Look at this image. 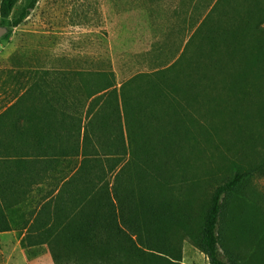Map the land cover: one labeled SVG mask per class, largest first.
I'll use <instances>...</instances> for the list:
<instances>
[{
    "label": "rangeland",
    "instance_id": "374dc122",
    "mask_svg": "<svg viewBox=\"0 0 264 264\" xmlns=\"http://www.w3.org/2000/svg\"><path fill=\"white\" fill-rule=\"evenodd\" d=\"M31 2L14 27L13 16ZM215 2L18 0L11 16L0 18V143L2 136L8 141L9 120L40 99L38 93L52 96L67 83L86 88L72 95L86 101L101 71L112 72L117 90L123 87L129 102L145 110L121 119L123 137L128 125L136 142L144 135L147 151L137 162L128 148L114 154L116 184L143 196L149 245L165 255L150 252L142 260L114 244L103 255L60 264H208L184 230L167 220L187 216L197 230L215 188L237 171L252 173L224 202L219 251L226 262L264 264V170L255 171L264 163V69L248 66L255 42L245 41L224 59L209 56L205 42L214 28L231 22L242 28L246 8L258 0H221L213 11ZM18 100L10 116L1 114ZM107 115L103 143L119 134ZM34 195L24 198L21 212L37 208ZM20 234H0V264H53L46 245L21 244Z\"/></svg>",
    "mask_w": 264,
    "mask_h": 264
},
{
    "label": "trees",
    "instance_id": "16d2710c",
    "mask_svg": "<svg viewBox=\"0 0 264 264\" xmlns=\"http://www.w3.org/2000/svg\"><path fill=\"white\" fill-rule=\"evenodd\" d=\"M17 1H0L1 19L11 16ZM220 2H215L213 11ZM33 6L31 2L14 15L12 25H19ZM245 16L242 28L236 22L225 21L228 27L214 28L213 34L205 38L208 54L224 59V53L232 55L245 41L255 42L256 51L248 66L264 69V0L248 6ZM95 75L99 81L93 91L85 94L86 101L72 98L74 90L86 93V88L79 85L71 89L66 83L49 97L39 87H33L32 91L40 92V99L36 97L25 111L11 118L5 130L8 141L0 154V233L25 232L24 236L20 234L21 244L28 239V245H46L53 264L72 257L103 255L114 244L142 260L150 252L165 255L164 250L157 251L149 245L151 223L144 220L147 207L143 196L116 184L120 170L115 168L114 154L119 150L124 154L128 148L137 162L145 160L147 151L144 135L136 142L128 125L126 139L123 137L121 119L128 121L129 116L145 110L138 102H129L123 87L117 90L112 72ZM244 81L246 74L239 77V83ZM20 101L11 103L1 114L10 116ZM105 113L117 123L119 134L115 142H100ZM20 144L27 147L26 152L19 150ZM100 160L106 161V165L97 164ZM259 170H264V163L255 169ZM251 173L234 172L215 188L197 230L190 228L187 216L175 215L167 220L168 226L179 225L184 230L208 264H233L224 261L219 251L224 202ZM41 191L43 194L39 195ZM33 194L37 208L21 212L24 198Z\"/></svg>",
    "mask_w": 264,
    "mask_h": 264
},
{
    "label": "crops",
    "instance_id": "0c3cea01",
    "mask_svg": "<svg viewBox=\"0 0 264 264\" xmlns=\"http://www.w3.org/2000/svg\"><path fill=\"white\" fill-rule=\"evenodd\" d=\"M5 137H6V135H5ZM3 139V143H2V141H1V143H0V154H2L3 152H4V149H5V146H6V144H5V142H4V136H2V138H1V140ZM8 233V232H7ZM0 234H3V233H0Z\"/></svg>",
    "mask_w": 264,
    "mask_h": 264
}]
</instances>
